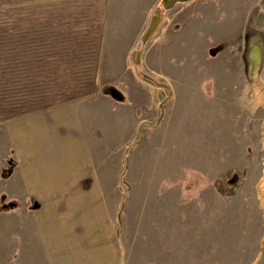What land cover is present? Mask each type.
<instances>
[{
	"label": "rangeland",
	"instance_id": "rangeland-1",
	"mask_svg": "<svg viewBox=\"0 0 264 264\" xmlns=\"http://www.w3.org/2000/svg\"><path fill=\"white\" fill-rule=\"evenodd\" d=\"M154 1L0 0V264H44L10 231V118L66 98L124 264H264V0L177 4L143 44Z\"/></svg>",
	"mask_w": 264,
	"mask_h": 264
},
{
	"label": "crops",
	"instance_id": "crops-1",
	"mask_svg": "<svg viewBox=\"0 0 264 264\" xmlns=\"http://www.w3.org/2000/svg\"><path fill=\"white\" fill-rule=\"evenodd\" d=\"M83 111L71 102L11 119L6 139L16 166L3 181L9 186L2 192L15 204L12 217H22L20 223L12 222L10 231L18 247H27L30 262L124 264L118 228L88 141L89 114Z\"/></svg>",
	"mask_w": 264,
	"mask_h": 264
},
{
	"label": "water",
	"instance_id": "water-1",
	"mask_svg": "<svg viewBox=\"0 0 264 264\" xmlns=\"http://www.w3.org/2000/svg\"><path fill=\"white\" fill-rule=\"evenodd\" d=\"M189 1L191 0H163L162 9L160 8L156 9V11L154 12V15L151 17L149 27L144 33V35L142 36V39H141L142 43L146 44L156 33L160 23L162 22L164 11H168L172 9L177 4L187 3ZM140 54L141 53L139 51L136 53V63L138 64H139Z\"/></svg>",
	"mask_w": 264,
	"mask_h": 264
},
{
	"label": "trees",
	"instance_id": "trees-1",
	"mask_svg": "<svg viewBox=\"0 0 264 264\" xmlns=\"http://www.w3.org/2000/svg\"><path fill=\"white\" fill-rule=\"evenodd\" d=\"M66 102H68V99L66 98ZM64 103V104H61L60 106H63V105H66V104H69L71 103L72 101H70L69 103ZM59 107V106H58ZM55 107H49V108H37L38 110H35V111H32V112H28V113H24L22 115H14L12 116L10 119H14V118H19V117H23V116H28V115H32V114H35V113H39V112H44V111H47V110H50V109H53Z\"/></svg>",
	"mask_w": 264,
	"mask_h": 264
},
{
	"label": "flooded vegetation",
	"instance_id": "flooded-vegetation-1",
	"mask_svg": "<svg viewBox=\"0 0 264 264\" xmlns=\"http://www.w3.org/2000/svg\"><path fill=\"white\" fill-rule=\"evenodd\" d=\"M160 4H163V0L160 1ZM10 203H11V202H10ZM10 203H9V204H10ZM11 204H12V203H11ZM14 206H15V204H12V207L9 206L7 209L13 208Z\"/></svg>",
	"mask_w": 264,
	"mask_h": 264
}]
</instances>
